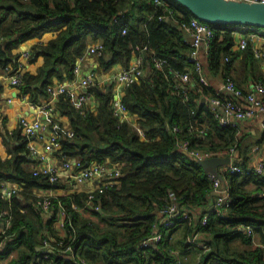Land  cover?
<instances>
[{"label": "trees", "instance_id": "16d2710c", "mask_svg": "<svg viewBox=\"0 0 264 264\" xmlns=\"http://www.w3.org/2000/svg\"><path fill=\"white\" fill-rule=\"evenodd\" d=\"M120 9L125 16L114 22L113 16ZM161 15L164 17L160 18ZM192 15L179 2L169 11L153 0H0V72L9 63L15 64L17 54L13 53V48L48 31L55 35L45 44L34 46L33 59L42 56V65L36 73L24 72L19 85L18 94L27 95L32 102L48 97L46 87L54 79L74 77L76 58L93 40L104 44L102 54L96 58L97 75L111 71L116 63L127 65L132 54L139 53L144 44L166 57L170 65L183 69L189 64L190 46L183 40L184 34L177 22ZM209 23L213 36L204 67L206 76L223 79L230 76L244 91L250 79L264 83L253 43L250 41L242 50L235 48L234 26L237 24ZM124 26L127 31L122 34ZM248 27L264 30L259 26ZM144 61L143 77L124 89L122 100L144 129L145 138H141L129 122L120 124L112 114L113 83L107 88L108 83L99 84L96 80L91 86L98 100L95 110L85 106L80 111L72 104L70 96L59 97V114L67 116L72 133L67 134L61 123L56 125L62 145L55 154L79 156L86 164L105 160L122 164L120 183L96 193L94 198L100 209L93 213L104 225L70 207L71 201L81 206L86 191L60 196L69 208L75 228L72 242L75 254L86 264L99 261L104 264H171L176 258L173 250H184L192 245L200 253L196 264H264V173L224 174L232 202L221 217L213 205H209L215 196L207 171L176 144V140L181 139L191 147L213 153L229 146L240 153L246 150L239 128L221 125L202 101L203 94L214 95L217 89L203 85L192 71L191 83L186 87L188 99L184 101L176 93V81L166 73L167 69L153 67L148 50L144 52ZM174 124L179 128L176 133L172 131ZM201 124L206 126L203 132L198 131ZM194 126L198 129H191ZM21 133L20 127L11 132L5 128L2 132L10 156L0 157V188L5 182H23V189L13 194L10 201L2 199L0 192V209L8 207L12 214L11 224L6 228L9 238L0 251V264L5 260L7 264H76L72 258L57 255L45 258L39 249L41 239L46 236L44 228L54 232V217L40 213L32 190L64 188L65 184L50 183L33 175L27 164L35 160L27 156L25 136ZM246 158L245 155L236 159L245 164ZM170 190L176 193L180 205L200 207L199 212L191 219H182L180 210L174 216L173 225L160 227V241L141 246L140 241L150 234L152 222L159 221L158 210ZM204 214H208V221L201 225ZM246 224L253 226V235H247L240 228ZM67 230L71 231V225ZM197 231L201 233L198 244L187 242V235ZM254 235L258 237L255 243ZM253 243L255 245L250 247ZM13 251L16 255L8 259Z\"/></svg>", "mask_w": 264, "mask_h": 264}, {"label": "built area", "instance_id": "2783aa9c", "mask_svg": "<svg viewBox=\"0 0 264 264\" xmlns=\"http://www.w3.org/2000/svg\"><path fill=\"white\" fill-rule=\"evenodd\" d=\"M248 2H264V0H245ZM156 5H165L169 11H172V6H178L176 0H153ZM125 16L123 10H118L113 16V21L118 22ZM163 18L164 15L159 16ZM182 28L184 34L183 40L189 44L188 62L183 69L175 68L170 65L166 57L159 56L153 49L147 45H143L139 53L132 54V57L127 65H122L115 71L109 78L113 83L112 98L110 100V108L112 114L118 119L119 123L129 122L137 131L141 138H145L144 129L135 120L134 115L131 114L126 103L122 100L124 89L138 81L145 73L144 68V52L148 50L150 54L151 64L155 69L165 70L173 78L177 79L182 86H176V93L180 95L184 101H187L186 87L191 83V72L195 71L198 75L199 82L208 86L209 82L204 72V64L201 58L202 48L207 54L208 47L213 36V28L209 22L198 19L192 15L186 20L177 22ZM250 27L245 25L234 26L235 48L238 50L245 49L248 43L258 39L254 31L249 30ZM127 28L124 26L121 29L122 34H125ZM1 39V38H0ZM104 44L101 40L91 41L85 48L82 55L78 56L75 60L73 72L74 77L71 79H54V81L47 85L46 89L49 98L42 102H32L28 99L27 95H22L23 100H27L30 107L36 112L45 111L54 114L57 111L55 100L57 101L60 95H67L71 97L72 104L80 111L86 106V100L90 95L86 91H82V87L93 85L97 80V74L94 71V66H84L85 58L93 56L96 60L102 54ZM253 53L257 58L264 57V49L260 46L253 45ZM31 51L24 49L16 56L15 64L7 65L4 69L5 76L8 78L9 83L14 88L19 87L22 83V75L26 70V65L29 64L31 58ZM34 56V55H33ZM33 58V57H32ZM228 59V56H225ZM97 63V60H96ZM11 66L10 68H7ZM84 67H86L84 69ZM2 73V74H3ZM223 93V94H222ZM264 83L261 81L253 80L250 86L244 91L236 85L230 76H226L221 85L218 87L214 95L208 98L210 107L212 108L215 117L221 125H228L238 128V122L242 119L261 115L260 125L264 128ZM10 100V98H8ZM219 107L224 110V114L219 111ZM18 125L21 132L27 138V147L29 154L38 160V163L32 168V173L35 176H40L50 183L65 182L72 186H79L89 180H93V187L87 191L83 204L77 205L75 202H70V207L77 211L82 212L87 208L99 210L100 204L94 200L96 193H102L106 189L117 186L120 183V176L122 174V164L113 163L110 160L105 161H91L87 164L79 156H61L59 162H52L48 160L49 154H55L61 148V140L57 132L49 131L44 135L42 132L47 127L40 117H30L28 115H21L18 120ZM67 134L72 133L69 126L63 127ZM206 126L201 124L199 129L197 126L191 129H198L203 132ZM179 128L176 124L173 125L172 131L178 132ZM39 140L40 144L34 141V138ZM176 144L185 153L191 155L195 159L208 158L213 155L230 157V162L222 164L218 167L219 173L222 175L220 178L213 173H207L211 179L212 193L215 198L213 200V207L217 214L224 217L227 209L232 202V196L229 192L228 186L224 179V174H240L250 175L252 173H264V152L261 151L259 145L252 148L254 152V160L246 161L245 164L238 163L234 155V146H229L227 149L219 150L216 153L208 150H200L191 147L187 142L177 139ZM23 187V182H5L0 188L1 198L10 201L13 194H17L18 190ZM41 190V189H38ZM36 196V205L39 210L46 216H53L57 222L58 229H65L66 234L63 238H50L46 237L41 242L39 249L42 256L51 258V255H57L65 258H72L76 264H86V261L77 256L74 252L72 242L75 237V228L72 226L71 213L69 208L63 204L59 199L60 194L56 195L53 192L38 191ZM80 190V189H79ZM75 190V191H79ZM38 191V192H37ZM74 191V192H75ZM56 199V202L53 200ZM181 205L178 202L177 195L174 191L170 190L165 199L164 205L160 208V215L163 216L162 221H153L150 227V234L140 241L141 246H150L157 243L162 238L161 226L168 227L173 225L174 216L180 213ZM182 219H190L191 213L188 208L181 211ZM12 214L6 208L0 209V251L6 243L7 234L6 228L11 224ZM208 221V214H204L201 218L200 224L205 225ZM71 225V231L68 232L67 226ZM240 228L246 232L247 235H253V226L250 224L241 225ZM197 231L193 234L187 235L186 241L191 244H198L197 238L200 236ZM190 245L189 247H191ZM206 250L207 246L202 245ZM176 258L171 264H178L180 259L178 251L173 250ZM200 253L198 252V259ZM198 262V261H197ZM52 264H60L53 262Z\"/></svg>", "mask_w": 264, "mask_h": 264}, {"label": "crops", "instance_id": "0c3cea01", "mask_svg": "<svg viewBox=\"0 0 264 264\" xmlns=\"http://www.w3.org/2000/svg\"><path fill=\"white\" fill-rule=\"evenodd\" d=\"M237 30V29H235ZM234 30V32H235ZM250 31H254L257 34V38L256 40H254L253 45H257L260 46L261 48L264 49V30L263 29H256L255 27H250L249 28ZM55 35V32L52 31H48L42 34V36L40 37H33L30 38L28 40H25L24 42L20 43L17 47L13 48V53L17 54V56L19 55V52L24 50V49H28L31 51L32 55L31 58L29 59V64L26 65V71H30L31 73H36L37 69L39 66L42 65L43 63V57L42 56H37L34 59L32 57H34V46L36 44H45L50 38H52ZM202 54H201V58L205 67V63H206V57L207 54L205 53V51L202 48ZM259 61V65H260V69L263 71L264 73V57L257 58ZM9 65H13V64H9ZM86 65H92V66H96V60L93 56H87L85 58V62H84V66ZM123 64L121 63H116L112 66L111 71L109 72H105L102 74L97 75V83L99 84H104V83H109V77L115 72L117 71ZM11 66H8L7 68H10ZM86 67H84L85 69ZM144 68L146 70V66L144 64ZM5 71V70H4ZM3 71V72H4ZM205 71V75H206V68H204ZM0 72V157L2 159L10 156V153H8L6 145L3 142L2 139V132L5 130V128L11 132L14 128L19 127L18 125V120L19 117L21 115H28L30 117H40L44 122H46L47 127L43 130V134L46 135L49 133V131H55L58 133V129H57V124L61 123V127L63 128L64 126H67L68 124V118L66 115H60L59 114V109L57 107V111L54 114H50L47 113L45 111H40V112H36L33 108L30 107L29 103L27 100H23L22 97L18 94L19 93V87L14 88V86H11V84L8 81V78L5 76V73ZM147 72V71H146ZM3 73V74H2ZM207 77V76H206ZM209 85H212V87L214 89H218V87L221 85L223 78H214V77H207ZM174 80L176 81L175 86H182V84H179L178 80L174 78ZM251 83V79L250 82H248V84L246 83V88L247 89L250 86ZM91 86L89 85L88 87H82L81 90L82 91H86L89 93L90 98H88L86 100V106H88L91 110H95L96 106H97V96L94 93L93 90H91ZM210 96H207L206 94H203V98L202 101H204L209 108L210 104L207 101L208 98ZM8 98H10V100H8ZM49 98V94L48 97L45 99H41L38 102H42L46 99ZM264 98V97H263ZM59 101L55 100V104L56 106L57 103ZM212 110V108H211ZM213 111V110H212ZM260 117L261 115H256L253 117H248L245 119H242L238 122V128H239V133L242 135V145H244L246 150H243L242 153H240L239 151H237L236 149L234 150V155L235 157L239 160L241 159V157H244L245 155L247 156L246 161H250V160H254V152L252 151V148L255 145H259L261 148V151L264 152V128L260 125ZM22 134V133H21ZM24 135V134H23ZM25 138L26 141V148L27 147V138ZM15 140V139H13ZM34 141L38 144H40L39 140L36 139V137L34 138ZM226 155V154H225ZM238 155H240V158H238ZM27 156L31 159H34L30 154H29V150H28V154ZM62 158L58 157L56 154H49L48 155V160L52 161V162H59ZM35 160V159H34ZM38 163V160H35L34 163H30L27 164L28 167H30L31 169ZM63 184H65V187H58V189L56 188H51V189H41L43 191H48V192H53L54 194L58 195H64V194H70L72 192H74L75 190H82V191H88L90 188L93 187V180H89L87 182H85L84 184H81L79 186H72L71 184H66L65 182H62ZM23 189V187L21 188ZM40 188H34V193L36 190H38ZM38 190V191H41ZM37 191V192H38ZM213 194V193H212ZM70 196V195H69ZM209 205L212 206L213 205V200L211 199L209 202ZM5 208V207H4ZM184 208H188L190 210L191 216L190 219L193 218V216L195 214H197L200 210V207H192V206H186V205H181V211ZM7 210H9L8 207H6ZM40 213L45 217L46 215L43 214L40 210ZM82 216L88 217L96 222H98L100 225H104L105 222L100 219L98 217V215H95L93 213V209L91 208H87L82 212H79ZM158 216H159V221H162L163 216L160 215V209L158 210ZM48 217V216H47ZM53 225V229L54 232L51 231L50 229H48L47 227L44 228V232L46 233L45 237H50V238H59V236L61 235L60 239L63 238L66 234V230L65 229H58L57 227V222L56 220H54L52 222ZM1 226V223H0ZM9 238V237H8ZM8 238L6 239V242L8 240ZM254 243L257 242L255 239ZM239 242V241H238ZM253 243L252 246L253 247L255 244ZM178 251V257L180 259L179 264H196L197 263V259L195 261H192L188 259V254L190 253H198V251L192 246V247H188L187 249L184 250H180V249H175ZM16 252L13 251L10 255L9 258L15 256ZM176 257V255H175ZM2 264H7V260H5ZM97 264H104L103 262L99 261L97 262Z\"/></svg>", "mask_w": 264, "mask_h": 264}, {"label": "water", "instance_id": "95a60500", "mask_svg": "<svg viewBox=\"0 0 264 264\" xmlns=\"http://www.w3.org/2000/svg\"><path fill=\"white\" fill-rule=\"evenodd\" d=\"M186 6L198 19L211 23H230L245 26L264 27V2L245 0H176ZM107 88L109 87V84ZM224 114V110L219 107ZM207 173L222 178L218 167L230 162L228 155H213L208 158L195 159Z\"/></svg>", "mask_w": 264, "mask_h": 264}, {"label": "rangeland", "instance_id": "374dc122", "mask_svg": "<svg viewBox=\"0 0 264 264\" xmlns=\"http://www.w3.org/2000/svg\"><path fill=\"white\" fill-rule=\"evenodd\" d=\"M261 27V26H259ZM2 72V71H1ZM68 126V125H67ZM22 189L18 190L17 193H19ZM32 193H34V190H32ZM46 238L45 236L41 239V241H43V239ZM253 239H255L256 241L258 240V237L256 235L253 236ZM198 253H190L188 254V259L192 261H195L197 259ZM195 259V260H194ZM198 261V260H196Z\"/></svg>", "mask_w": 264, "mask_h": 264}]
</instances>
